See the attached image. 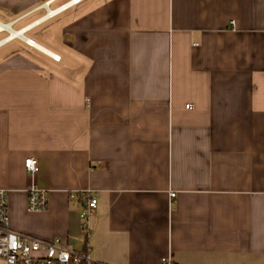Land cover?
<instances>
[{
	"label": "crops",
	"instance_id": "obj_1",
	"mask_svg": "<svg viewBox=\"0 0 264 264\" xmlns=\"http://www.w3.org/2000/svg\"><path fill=\"white\" fill-rule=\"evenodd\" d=\"M67 1L0 0V50L35 44L0 57L10 228L110 264H264V0H81L47 16ZM32 185L43 212L27 210ZM86 190L89 233L70 198Z\"/></svg>",
	"mask_w": 264,
	"mask_h": 264
},
{
	"label": "built area",
	"instance_id": "obj_2",
	"mask_svg": "<svg viewBox=\"0 0 264 264\" xmlns=\"http://www.w3.org/2000/svg\"><path fill=\"white\" fill-rule=\"evenodd\" d=\"M81 0H69L59 6L47 16L52 17L59 10H64L69 6L79 3ZM233 25L234 22L231 21ZM27 46L31 47L29 42ZM58 61L59 58L55 57ZM185 108H189L186 105ZM24 168L27 174L31 177L37 172V160L35 158H27L24 161ZM9 192L5 189H0V262L3 264H110L99 259H96L89 249L75 250L69 248L60 238H54L50 241L41 240L26 234H21L13 231L9 225ZM175 195L171 194L173 198ZM71 200L78 199L82 206L80 218L82 229L85 233H89L90 227L88 224L89 214L97 207V192L74 191L70 193ZM48 206V191L40 190L35 185H32L27 191V210L29 212H43ZM161 264H177L169 257L163 258Z\"/></svg>",
	"mask_w": 264,
	"mask_h": 264
},
{
	"label": "rangeland",
	"instance_id": "obj_3",
	"mask_svg": "<svg viewBox=\"0 0 264 264\" xmlns=\"http://www.w3.org/2000/svg\"><path fill=\"white\" fill-rule=\"evenodd\" d=\"M4 36V35H2ZM14 41V42H13ZM12 42L14 43L13 45H10V46H7L8 48H10V51H13V52H20L21 49H24L27 44H23L22 42H19L18 40H13ZM11 42V43H12ZM6 47V46H5ZM7 47L4 48V49H1L0 50V57L3 55V54H6V50H7ZM29 47V46H27ZM34 54V52H33Z\"/></svg>",
	"mask_w": 264,
	"mask_h": 264
},
{
	"label": "bare ground",
	"instance_id": "obj_4",
	"mask_svg": "<svg viewBox=\"0 0 264 264\" xmlns=\"http://www.w3.org/2000/svg\"><path fill=\"white\" fill-rule=\"evenodd\" d=\"M50 12V14H52L53 12H55V10H53V11H49ZM4 29H9V27L8 26H2V25H0V32L1 31H3ZM10 33H11V35H10V37L9 38H7V40L6 41H8V40H11L13 37H15V36H20L21 35V33H19V32H14V31H10ZM26 42H29L30 44V46H35V44H33V42H30L29 40H27ZM54 57V56H53Z\"/></svg>",
	"mask_w": 264,
	"mask_h": 264
}]
</instances>
